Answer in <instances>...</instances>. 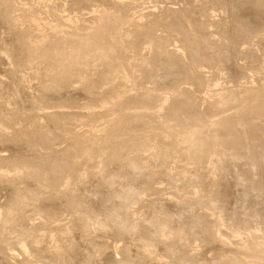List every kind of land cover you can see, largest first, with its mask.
Segmentation results:
<instances>
[{"label":"rangeland","instance_id":"374dc122","mask_svg":"<svg viewBox=\"0 0 264 264\" xmlns=\"http://www.w3.org/2000/svg\"><path fill=\"white\" fill-rule=\"evenodd\" d=\"M0 46V264H264V0H0Z\"/></svg>","mask_w":264,"mask_h":264},{"label":"bare ground","instance_id":"6f19581e","mask_svg":"<svg viewBox=\"0 0 264 264\" xmlns=\"http://www.w3.org/2000/svg\"><path fill=\"white\" fill-rule=\"evenodd\" d=\"M104 16V15H103ZM101 17H102V15H101ZM9 22V21H8ZM62 25V24H61ZM88 25V24H87ZM94 25V24H93ZM54 27V26H53ZM73 28V27H72ZM105 29V28H104ZM109 31V30H108ZM85 33H86V31H85ZM93 33V32H92ZM84 40V39H83ZM85 41V40H84ZM1 47H3V46H0V48ZM109 47V46H108ZM5 48V47H4ZM7 49V48H6ZM8 50V49H7ZM6 51V50H5ZM105 51V50H104ZM108 51V50H107ZM1 52V51H0ZM6 53V52H5ZM8 53V52H7ZM3 54V53H2ZM6 55V54H5ZM8 55V54H7ZM7 57V56H6ZM77 59V58H76ZM75 61V60H74ZM73 61V62H74ZM81 61V60H80ZM7 64V63H6ZM199 68V67H198ZM198 73V72H197ZM17 84V83H16ZM181 95V94H180ZM171 98V97H170ZM169 101V100H168ZM170 104V103H169ZM10 105V104H9ZM36 107V106H35ZM9 108V107H8ZM35 111V110H34ZM8 121V120H7ZM209 122V121H208ZM5 123V122H4ZM9 123V122H8ZM24 126V125H23ZM213 126V125H212ZM2 128V127H1ZM15 130V129H14ZM205 130V129H204ZM206 131V130H205ZM4 135V134H3ZM10 139V138H9ZM32 146V145H31ZM32 149V148H31ZM43 149V148H42ZM49 153V152H48ZM51 153V152H50ZM53 153V152H52ZM1 154V153H0ZM52 163V162H51ZM50 163V164H51ZM36 164V163H35ZM46 164V163H45ZM20 165V164H19ZM34 164H32V166H33ZM23 166V165H22ZM25 166V165H24ZM27 166V165H26ZM31 166V167H32ZM35 166V165H34ZM21 167V166H20ZM18 168V167H17ZM30 168V167H29ZM35 168V167H34ZM1 170V169H0ZM22 170V169H21ZM28 170V169H27ZM6 171H8V170H6ZM5 173V172H4ZM4 173H2V174H4ZM27 204V203H26ZM18 206V205H17ZM1 207H2V205H1ZM10 208V207H9ZM8 208V209H9ZM1 209V208H0ZM7 209V208H6ZM20 209V208H19ZM15 210V209H14ZM32 210H34V209H32ZM51 210V209H50ZM31 211V210H30ZM2 212V210L0 211V213ZM35 212V211H34ZM7 213V212H6ZM20 213H21V211H20ZM36 213H37V211H36ZM4 214H5V212H4ZM29 214V213H28ZM3 215V214H2ZM26 215H27V213H26ZM31 215V214H30ZM35 215V214H34ZM37 215V214H36ZM0 216H1V214H0ZM5 216V215H4ZM20 216V215H19ZM32 216V215H31ZM14 217V216H13ZM30 217V216H29ZM35 218V217H34ZM217 218V217H216ZM221 218V217H220ZM5 219V218H4ZM25 219V218H24ZM24 219H23V221H24ZM28 219H30V218H28ZM219 219V218H218ZM222 219V218H221ZM1 220V219H0ZM14 219H12V221H13ZM20 220V219H19ZM2 221H4L3 219H2ZM55 221V220H54ZM216 221H217V219H216ZM9 222V221H8ZM7 222V223H8ZM10 223V222H9ZM216 223V222H215ZM1 224H2V222H1ZM12 224V223H11ZM3 226H5V225H3ZM14 226V225H13ZM262 226H264V225H262ZM251 227H249L247 230H249ZM254 228H256L257 230H258V233H260V234H264V233H262V232H264V229H262V228H259V227H254ZM12 229V228H11ZM11 229H10V231H11ZM22 229V228H21ZM27 229V228H26ZM165 230V229H164ZM253 231H255V230H253ZM165 232V231H164ZM252 232V231H251ZM248 233H250V232H248ZM23 234V233H22ZM3 235V234H2ZM7 235H8V232H7ZM12 235V234H11ZM251 235V234H250ZM254 235V234H253ZM258 235V234H257ZM27 236V235H26ZM25 236V237H26ZM30 235H28L27 237H29ZM261 237H262V235H261ZM261 237H260V239H261ZM13 238V237H12ZM19 238H20V236H19ZM32 238V237H31ZM253 238V237H252ZM262 238H264V237H262ZM30 239V238H29ZM36 239V238H35ZM31 240V239H30ZM33 240H34V238H33ZM1 241V240H0ZM24 241V240H23ZM25 241H26V239H25ZM259 241V240H258ZM3 242V241H2ZM19 242V241H18ZM32 242V241H31ZM34 242V241H33ZM32 242V243H33ZM38 242V241H37ZM260 242V241H259ZM22 243H24V242H22ZM29 243V242H28ZM21 244V243H20ZM29 244H31V243H29ZM2 245V244H1ZM8 245V244H7ZM4 246V245H3ZM25 246H27V248H28V245L26 244L25 245V243L24 244H22V248L23 249H26V247ZM10 247V246H9ZM2 248V247H1ZM6 250V249H5ZM22 250V249H21ZM28 250V249H27ZM26 251V250H25ZM24 251V252H25ZM29 251V250H28ZM12 252V251H11ZM27 252V251H26ZM7 253V252H6ZM29 253V252H28ZM257 253V252H256ZM29 255V254H28ZM30 256V255H29ZM8 259H10V258H8ZM254 259V258H253ZM22 262V261H21Z\"/></svg>","mask_w":264,"mask_h":264}]
</instances>
